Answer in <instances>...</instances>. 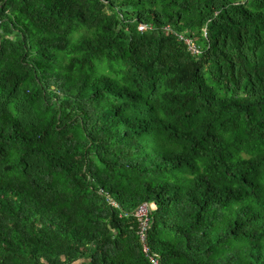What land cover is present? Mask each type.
Instances as JSON below:
<instances>
[{
    "label": "trees",
    "instance_id": "16d2710c",
    "mask_svg": "<svg viewBox=\"0 0 264 264\" xmlns=\"http://www.w3.org/2000/svg\"><path fill=\"white\" fill-rule=\"evenodd\" d=\"M142 203L159 264H264V0H0V264H152Z\"/></svg>",
    "mask_w": 264,
    "mask_h": 264
},
{
    "label": "built area",
    "instance_id": "2783aa9c",
    "mask_svg": "<svg viewBox=\"0 0 264 264\" xmlns=\"http://www.w3.org/2000/svg\"><path fill=\"white\" fill-rule=\"evenodd\" d=\"M147 29H148L147 26H141L139 28V31L144 32L147 31ZM204 37L207 38L206 32L204 33ZM181 40L185 42V44L188 47V50L192 55L199 56L201 54L200 47H198L194 41L183 38H181ZM153 209H154L153 204L142 203L141 205L138 206V209L136 210L134 217L136 218L139 224V237L141 242L144 243V253L150 259L152 264H159L158 259L155 256L150 255V250L147 245L148 231L150 229L149 215H150V210Z\"/></svg>",
    "mask_w": 264,
    "mask_h": 264
},
{
    "label": "rangeland",
    "instance_id": "374dc122",
    "mask_svg": "<svg viewBox=\"0 0 264 264\" xmlns=\"http://www.w3.org/2000/svg\"><path fill=\"white\" fill-rule=\"evenodd\" d=\"M75 264H82V260H81V261H79V262H77V263H75Z\"/></svg>",
    "mask_w": 264,
    "mask_h": 264
}]
</instances>
